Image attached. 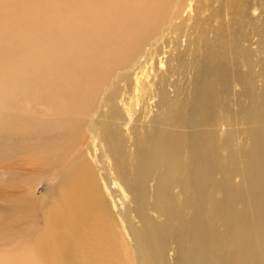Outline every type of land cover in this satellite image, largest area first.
<instances>
[{
  "label": "bare ground",
  "instance_id": "obj_1",
  "mask_svg": "<svg viewBox=\"0 0 264 264\" xmlns=\"http://www.w3.org/2000/svg\"><path fill=\"white\" fill-rule=\"evenodd\" d=\"M176 7V0H0V121L4 124L0 127L27 143L19 158L0 159V166L27 169L28 178H33L31 173L39 165L56 170L58 182L50 191L48 204H42L32 193L36 182L24 189L18 188V183L11 184L24 197L19 207L31 231L15 252L2 255L0 264H105V248L111 256H126L127 263L128 254L121 250L122 237L115 227L122 229L128 216L127 235L139 241V226L131 219L130 209L124 213L115 210L113 218L85 158L78 157L63 168L62 161L77 145L85 144L87 128L98 131L95 115L102 107L108 108L111 120L125 119L127 130L133 127L138 113L148 116L147 102L156 95V83L166 72V62L161 58V69L151 76L159 51L155 46L163 40L162 28L180 15L174 11ZM87 112L90 121L78 133L80 119L76 118ZM74 126V140L69 146L57 144L61 148L47 149L50 138L55 141L61 136L64 142ZM111 138L118 142L115 130L109 132V144ZM155 144L150 138L137 145L136 176L141 185ZM107 151L115 156L118 153L117 148ZM248 159L251 167L246 185L224 186L229 209L224 222L238 252V264H260L264 249V130L258 134ZM207 162L196 168V184L203 185L200 176ZM118 165L127 182L124 165ZM57 167H61V173ZM111 179L112 186L121 188L118 178ZM166 187L160 184L159 190L164 189L165 194ZM115 191L112 189L111 194L116 205ZM241 197H248L256 219L249 214L252 210L236 209ZM209 209L218 214L219 204L214 199L204 201L193 217L195 247L192 245L186 257L195 261L203 258L213 235L212 224L204 222V212ZM43 217L44 223L38 225ZM145 229V235H141L147 248L161 262L157 239L162 232L152 224ZM142 257V264H147L143 253Z\"/></svg>",
  "mask_w": 264,
  "mask_h": 264
},
{
  "label": "rangeland",
  "instance_id": "obj_2",
  "mask_svg": "<svg viewBox=\"0 0 264 264\" xmlns=\"http://www.w3.org/2000/svg\"><path fill=\"white\" fill-rule=\"evenodd\" d=\"M176 3L174 11L180 15L162 28L163 40L155 46L159 51L153 59L151 76L161 69V58L166 62V72L156 83V95L147 102L148 116L138 113L133 127L127 130L125 119L111 120L108 108L102 107L100 114L95 115L98 131L87 128L85 144L77 145L62 161L63 168L84 157L98 179L109 213L114 218L115 210L124 213L130 209L131 219L139 226L138 242L127 235L128 216L122 229L115 227L128 260L126 263V256H111L105 248V264H142V253L147 264L239 262L224 222L229 213L224 186H241L242 182L246 185L251 167L248 153L254 150L258 134L264 130V0H176ZM76 119H80L78 133L83 132L90 114ZM110 130L116 131L118 142L111 138L109 144ZM75 131L76 126L64 142L61 136L58 141L50 138L47 149L69 146ZM18 138V134L0 127V159L20 157L22 146L27 143L19 142ZM150 138L156 144L141 185L136 176V149L139 141ZM109 147L118 149L116 156L107 151ZM206 159L200 176L203 185L196 184V168ZM118 162L126 169L127 182L119 172ZM176 163L179 168H174ZM37 168L31 173L33 178H28L27 169L0 166V260L15 252L31 231L21 212L20 201L24 203V197L18 188L36 182L32 193L42 204H48L50 191L57 186L56 170L39 165ZM57 170L62 171L61 167ZM111 178H118L121 188L112 186ZM13 183H18V188ZM160 184L167 186L165 194L164 189L159 190ZM112 189L116 190V205L112 202ZM212 199L219 204L218 214L216 210L205 211L204 222L212 224L213 235L203 258L195 261L186 257L194 246L193 217L204 201ZM236 209L252 210L249 214L257 217L248 197H241ZM43 223L44 217L38 225ZM149 224L162 232L157 239L161 262L149 252L141 235V232L145 235ZM259 263L264 264V249Z\"/></svg>",
  "mask_w": 264,
  "mask_h": 264
}]
</instances>
